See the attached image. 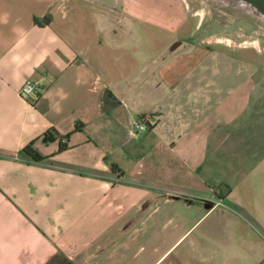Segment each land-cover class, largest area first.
<instances>
[{"label": "crops", "instance_id": "obj_1", "mask_svg": "<svg viewBox=\"0 0 264 264\" xmlns=\"http://www.w3.org/2000/svg\"><path fill=\"white\" fill-rule=\"evenodd\" d=\"M201 28L184 0H0V264H264V54Z\"/></svg>", "mask_w": 264, "mask_h": 264}, {"label": "rangeland", "instance_id": "obj_2", "mask_svg": "<svg viewBox=\"0 0 264 264\" xmlns=\"http://www.w3.org/2000/svg\"><path fill=\"white\" fill-rule=\"evenodd\" d=\"M191 13H196L202 26L198 40H221L233 46H248L259 49L264 54V17L248 10L242 3L226 0H184ZM189 43L193 37H187ZM184 42V45H187ZM164 40L159 39L156 48L150 49V56L161 51L158 49ZM188 43V44H189ZM190 43V44H191ZM165 44L166 41H165ZM160 50L155 51L153 50ZM153 52V53H152ZM263 76V74H262ZM264 90V76L261 79Z\"/></svg>", "mask_w": 264, "mask_h": 264}, {"label": "trees", "instance_id": "obj_3", "mask_svg": "<svg viewBox=\"0 0 264 264\" xmlns=\"http://www.w3.org/2000/svg\"><path fill=\"white\" fill-rule=\"evenodd\" d=\"M79 128V126L77 127ZM69 138V136H61L55 129H50L48 130L45 135H44V141L49 143V142H54L56 140H60L61 141V148L60 150H65L68 146L67 143H64L63 140H67ZM23 153L28 156L29 158H31L32 160H34L35 162H42L44 160H46L45 157H43L42 155H40L36 149L33 147L32 144L26 146L23 150ZM113 170L114 171H119L118 167H116L115 165H113Z\"/></svg>", "mask_w": 264, "mask_h": 264}, {"label": "built area", "instance_id": "obj_4", "mask_svg": "<svg viewBox=\"0 0 264 264\" xmlns=\"http://www.w3.org/2000/svg\"><path fill=\"white\" fill-rule=\"evenodd\" d=\"M43 86L40 83L28 81L20 90V96L30 103L37 100L40 94L43 92ZM153 118L151 116H146L140 121V126L152 125Z\"/></svg>", "mask_w": 264, "mask_h": 264}, {"label": "water", "instance_id": "obj_5", "mask_svg": "<svg viewBox=\"0 0 264 264\" xmlns=\"http://www.w3.org/2000/svg\"><path fill=\"white\" fill-rule=\"evenodd\" d=\"M237 3H242L246 7L250 8L257 15L264 17V0H228Z\"/></svg>", "mask_w": 264, "mask_h": 264}, {"label": "bare ground", "instance_id": "obj_6", "mask_svg": "<svg viewBox=\"0 0 264 264\" xmlns=\"http://www.w3.org/2000/svg\"><path fill=\"white\" fill-rule=\"evenodd\" d=\"M227 1V0H226ZM243 6H245V5H243ZM248 8V7H247ZM248 10H250V8L248 9Z\"/></svg>", "mask_w": 264, "mask_h": 264}]
</instances>
